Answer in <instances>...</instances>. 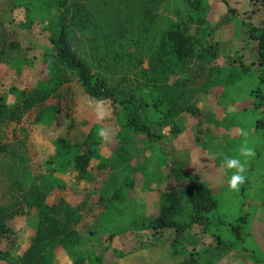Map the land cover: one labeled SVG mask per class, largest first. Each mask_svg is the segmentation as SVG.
<instances>
[{
	"label": "rangeland",
	"instance_id": "obj_1",
	"mask_svg": "<svg viewBox=\"0 0 264 264\" xmlns=\"http://www.w3.org/2000/svg\"><path fill=\"white\" fill-rule=\"evenodd\" d=\"M84 1L98 8L97 27L74 30L73 46L94 74L120 91H137L145 80L162 33L178 25L194 38L196 55L189 68L179 69L165 85L182 111L169 126L153 125L159 137L152 140L121 128L122 106L91 98L76 76L62 70L67 84L58 96L26 111L19 121L0 117V143L8 147L0 154V209L12 230L0 242L9 254L0 264H17L36 236L40 216L31 199L36 190L46 194L49 204L62 205L60 220L67 215L71 219L72 237L51 245L55 264H183L191 253L200 264H264V83L256 79L262 75L257 53L264 30L260 5L256 0H203L193 9L185 0ZM17 4L0 0V96L9 107L20 102V91H33L48 78L54 50L50 31L39 21L59 14L56 9L36 14L33 25L27 8ZM119 15L132 29L121 57L106 49L103 40L115 31L110 23ZM17 61L20 70L8 65ZM233 65L244 66L249 77L237 79L226 98L222 87L207 88L211 69ZM179 78L193 83L175 87ZM225 100L229 102L223 104ZM50 107L58 109L55 119L50 125L37 124L39 114ZM96 125L103 131V144L90 168L92 178L80 179L74 169L49 178L50 158L73 146L86 151ZM244 148L252 154L244 155ZM227 158L244 166L246 180L238 191L228 186L236 169L227 167ZM172 165L199 176L214 190L218 211L227 221L249 219L240 240L227 232L220 234L221 242L217 233L193 224L195 210L187 197L177 219L190 228L177 249L174 230L148 228L144 221L155 216L160 193L177 184Z\"/></svg>",
	"mask_w": 264,
	"mask_h": 264
},
{
	"label": "trees",
	"instance_id": "obj_2",
	"mask_svg": "<svg viewBox=\"0 0 264 264\" xmlns=\"http://www.w3.org/2000/svg\"><path fill=\"white\" fill-rule=\"evenodd\" d=\"M185 1L193 9L199 8L203 3V0ZM256 3L264 11V0H256ZM17 5L27 8L28 21L33 25L36 14L58 10V16L51 21L46 22L45 19L39 21V24H43L44 29L51 33L54 60L48 67V78L41 81L33 91H20L21 100L17 105L9 107L5 103L4 97L0 96V117L19 121L26 111L42 105L51 97L58 96V91L67 84L66 78L60 77L62 70L68 73L66 75L76 76L91 98L97 101L112 100L122 106L124 113L120 118L121 128L145 134L152 140L159 137L153 131V125L157 127L169 126L172 124L169 122L171 118L176 117L177 113L182 111L176 109L177 101L173 99L175 94L168 91L170 88L165 86L170 82L172 76H178L179 69L187 70L191 59L196 55L194 38L180 26H172L160 35L154 54L149 59V72L145 76V80L140 83L137 91L126 92L120 91L119 86L110 87L107 80L94 74L89 63L78 54L73 46L71 34L74 30L83 27L96 30L97 22L95 21L99 12L95 5L90 7L84 0H18ZM107 18H110L109 15ZM113 22L110 24L111 28L115 27V31L112 30L111 33L105 34L104 47L114 51L117 57H121L122 50L120 48L124 49L129 46L126 41H128L129 32L132 29L128 26V20L120 15ZM253 32H257V30L253 29ZM257 51L258 67L261 69L262 75L256 79L259 78L264 83V30L258 36ZM8 65L20 70L18 61L16 63L9 62ZM246 77L249 76H247L244 66L217 67L210 70L206 85L209 89L222 87L225 94L223 97L226 98L232 91L229 89L230 86L237 82V79ZM192 83L191 78H179L174 82V86L189 88ZM258 91L259 89L257 93L260 95ZM228 102L225 100L223 104ZM57 113L56 107L44 110L39 114L37 124L50 125ZM100 131V125L93 127L86 140V151H81L78 146L67 148L64 152L58 150L48 162L49 178L54 179L57 173H66L68 170L74 169L80 179H91L92 162L99 157L100 146L103 144ZM7 151L8 147L0 143V154L7 153ZM119 151L120 148L116 153ZM101 167L102 164L97 166L98 169ZM172 175L177 184L160 193L155 216L144 221L148 228L156 231L174 230L177 237L173 247L177 249L178 241L190 228L189 225H183L177 219L182 209L183 199L187 197L195 210L193 224L204 226L206 231L213 232V234L217 233L216 238L221 242L220 234L227 232L237 240L241 239L243 231L248 227V218L240 216L235 221H227L218 211V198L214 190L202 178L176 165H172ZM120 191L117 193L119 194ZM33 194L31 199L38 208L40 224L32 243L17 260V264H55L57 259L52 254L51 245L62 237L65 239L72 237L71 219L67 215L60 220L62 205L49 204L48 198L43 192L36 190ZM11 232L6 211L0 209V242ZM232 246L233 243L230 242L229 247ZM8 255L0 246V263L5 261ZM183 264H200V261L191 253Z\"/></svg>",
	"mask_w": 264,
	"mask_h": 264
},
{
	"label": "clouds",
	"instance_id": "obj_3",
	"mask_svg": "<svg viewBox=\"0 0 264 264\" xmlns=\"http://www.w3.org/2000/svg\"><path fill=\"white\" fill-rule=\"evenodd\" d=\"M101 135H103V131L101 130ZM245 135H247L245 133ZM244 155H251V149L244 148L241 150ZM227 167L229 169H236V171L232 174L231 178L228 181V186L232 190H239V186L243 184L246 180V176L243 175L244 173V166L241 164L240 160L236 158H227L226 159Z\"/></svg>",
	"mask_w": 264,
	"mask_h": 264
}]
</instances>
